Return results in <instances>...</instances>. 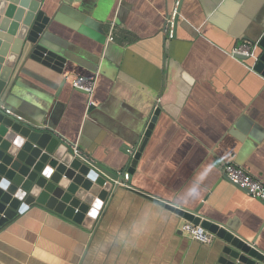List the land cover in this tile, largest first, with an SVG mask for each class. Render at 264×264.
<instances>
[{
  "label": "crops",
  "instance_id": "obj_1",
  "mask_svg": "<svg viewBox=\"0 0 264 264\" xmlns=\"http://www.w3.org/2000/svg\"><path fill=\"white\" fill-rule=\"evenodd\" d=\"M38 1L50 16L63 2ZM64 1L52 28L71 62L48 85L21 75L54 96L57 134L127 173L126 148L140 146L155 104L159 113L128 173L133 190L119 185L90 230L30 207L0 229V264H221L219 239H190L187 220L144 195L198 207L264 252V205L222 172L233 164L264 183V77L232 54L264 21V0ZM76 77L94 82L89 109Z\"/></svg>",
  "mask_w": 264,
  "mask_h": 264
},
{
  "label": "water",
  "instance_id": "obj_2",
  "mask_svg": "<svg viewBox=\"0 0 264 264\" xmlns=\"http://www.w3.org/2000/svg\"><path fill=\"white\" fill-rule=\"evenodd\" d=\"M62 4L68 6L64 0ZM62 4L50 16L38 0H0V229L30 207L40 206L90 230L123 180V172L119 175L82 151L75 154L73 144L55 130L54 96L21 78L48 85L52 78L47 73L62 75L71 62L52 28L58 12L64 10ZM176 21L175 16L172 32ZM252 34L247 40L252 55L233 57L264 77V21ZM158 113L155 104L140 133V146L126 152L129 174L136 168ZM241 134L252 137L246 130ZM144 196L219 239L221 264H264V252L253 242L203 217L198 207L191 210Z\"/></svg>",
  "mask_w": 264,
  "mask_h": 264
},
{
  "label": "built area",
  "instance_id": "obj_3",
  "mask_svg": "<svg viewBox=\"0 0 264 264\" xmlns=\"http://www.w3.org/2000/svg\"><path fill=\"white\" fill-rule=\"evenodd\" d=\"M176 16V11L172 14L170 19H168V23L165 26V30L169 38H172V28H173V21ZM167 28V29H166ZM113 32V25H111L108 39L112 36ZM233 55H242L249 57L252 55V44L248 41H244L233 47L232 49ZM72 88L77 91H82L87 96V105L86 108L89 109L94 105L92 101V94L94 91V82L91 80H87L83 77H76L71 81ZM9 113V111H7ZM74 153H78V149L76 145H73ZM126 152L131 153L132 149H126ZM222 172L225 178L235 187L239 188L240 190L246 192L250 197L253 199L258 200L264 205V183L258 180L257 178L253 177L247 171L239 166H235L233 164H226L223 166ZM119 175L122 172H117ZM129 174L123 173V180L122 182L118 183V185L133 190V188L128 185L126 182L128 181ZM180 231L186 234L190 239L197 241L201 244H210L214 239L215 236L210 232L203 229L200 225H195L191 222H184L180 226Z\"/></svg>",
  "mask_w": 264,
  "mask_h": 264
}]
</instances>
